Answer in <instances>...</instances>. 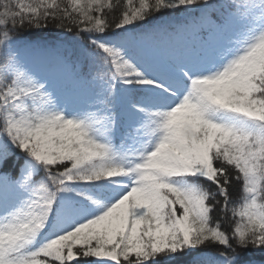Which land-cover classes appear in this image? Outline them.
I'll list each match as a JSON object with an SVG mask.
<instances>
[{"label":"snow or ice","instance_id":"6c2138e0","mask_svg":"<svg viewBox=\"0 0 264 264\" xmlns=\"http://www.w3.org/2000/svg\"><path fill=\"white\" fill-rule=\"evenodd\" d=\"M264 261V0H0V264Z\"/></svg>","mask_w":264,"mask_h":264},{"label":"trees","instance_id":"16d2710c","mask_svg":"<svg viewBox=\"0 0 264 264\" xmlns=\"http://www.w3.org/2000/svg\"><path fill=\"white\" fill-rule=\"evenodd\" d=\"M255 260H256V264H264V261H261L259 256L255 257Z\"/></svg>","mask_w":264,"mask_h":264}]
</instances>
